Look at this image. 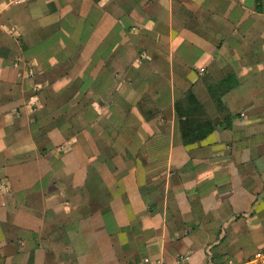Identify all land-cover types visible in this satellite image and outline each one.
I'll return each instance as SVG.
<instances>
[{
  "label": "crops",
  "instance_id": "obj_1",
  "mask_svg": "<svg viewBox=\"0 0 264 264\" xmlns=\"http://www.w3.org/2000/svg\"><path fill=\"white\" fill-rule=\"evenodd\" d=\"M222 263L264 264V0H0V264Z\"/></svg>",
  "mask_w": 264,
  "mask_h": 264
},
{
  "label": "trees",
  "instance_id": "obj_2",
  "mask_svg": "<svg viewBox=\"0 0 264 264\" xmlns=\"http://www.w3.org/2000/svg\"><path fill=\"white\" fill-rule=\"evenodd\" d=\"M204 80L220 115V122L216 124L212 120L193 88L188 89L174 104L178 117L179 132L184 145L202 141L218 126L230 128L233 124L234 116L227 107L225 96L238 84L235 75L227 74L215 81L205 77Z\"/></svg>",
  "mask_w": 264,
  "mask_h": 264
},
{
  "label": "rangeland",
  "instance_id": "obj_3",
  "mask_svg": "<svg viewBox=\"0 0 264 264\" xmlns=\"http://www.w3.org/2000/svg\"><path fill=\"white\" fill-rule=\"evenodd\" d=\"M23 42L24 41H21V43L23 44ZM24 44L26 45V43L24 42ZM227 74H232V73H227ZM227 74H225V75H227ZM215 75L216 74H213V79H214V81L216 80L214 77H215ZM224 76V75H223ZM198 89V88H197ZM196 89V90H197ZM196 90L194 89V92L197 94V96L199 97V99L200 98H205V97H209L210 99H211V101H212V98H211V96H210V93L208 92V89H207V87H206V90L205 89H201V94H199L198 95V93L196 92ZM200 90V89H199ZM233 90V89H232ZM232 90H230V91H232ZM229 91V92H230ZM228 92V93H229ZM227 93V94H228ZM226 94V95H227ZM226 97V96H225ZM201 100V99H200ZM202 101V100H201ZM202 103H203V105H204V107H205V110H206V112H207V114L212 118L215 114H217L218 115V117H219V119H220V115H219V113H218V111H217V108H216V106H215V104L213 103V101H212V104H210L209 105V103L208 102H206V103H204L203 101H202ZM227 104V103H226ZM227 107H228V109H229V111H230V107L228 106V104H227ZM213 120H214V118H213ZM218 121V122H217ZM214 122L216 123V124H219V122H220V120H214Z\"/></svg>",
  "mask_w": 264,
  "mask_h": 264
}]
</instances>
